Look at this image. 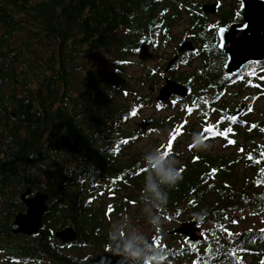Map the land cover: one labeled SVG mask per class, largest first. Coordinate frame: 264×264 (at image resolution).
Masks as SVG:
<instances>
[{
    "label": "trees",
    "instance_id": "obj_1",
    "mask_svg": "<svg viewBox=\"0 0 264 264\" xmlns=\"http://www.w3.org/2000/svg\"><path fill=\"white\" fill-rule=\"evenodd\" d=\"M204 1L0 0V197L5 202L0 254L5 260L144 264L158 257L164 264H244L242 258L259 251L264 231L234 236L232 220L264 212V191L251 196L244 188L245 182L250 190L264 182V121L244 132L241 155L239 143L229 154L196 157L183 144L209 126L211 115H221L212 110L221 96L207 92L213 63L222 57L213 36L234 16L225 12L212 24L200 11ZM183 19L195 50L180 55L175 66L195 60L200 65L176 81L198 92L158 103L142 89L154 86L159 71L134 80L127 67L131 59L148 60V50L170 49L169 58L174 57L179 39L173 27ZM233 105L224 104L223 114ZM146 110L163 114L134 126ZM191 110L196 119L179 125L183 112ZM215 128L209 135L220 132ZM232 131L238 136L236 124ZM149 136L150 144L135 148ZM163 137L170 139L166 149ZM162 152L168 153L163 166L181 172L175 185L160 183L145 159ZM170 159L176 163L167 164ZM150 183L166 203L156 199ZM27 189L49 196L42 236L10 231L15 215L25 212L19 197ZM104 197L110 201L107 209L101 206ZM130 205L149 206L177 226L197 222L204 240L192 243L164 230L136 242L141 258L116 255L123 248L109 239L113 232L106 219ZM197 215L204 216L202 222ZM67 227L77 240L60 244L54 234Z\"/></svg>",
    "mask_w": 264,
    "mask_h": 264
},
{
    "label": "rangeland",
    "instance_id": "obj_2",
    "mask_svg": "<svg viewBox=\"0 0 264 264\" xmlns=\"http://www.w3.org/2000/svg\"><path fill=\"white\" fill-rule=\"evenodd\" d=\"M216 1L220 2V7L217 10V13L215 15H204L206 16V19L209 20L212 24H218L217 22L220 21V17L225 12H231L232 16H236V12L239 10L238 8V0H205L203 4H212ZM202 4V5H203ZM201 5V6H202ZM235 8L231 10V8L234 6ZM187 31V20L183 19L181 21H178L175 26L173 27L174 34L178 35L179 39V46L184 41L189 40V35L186 32ZM173 46V44H172ZM178 48V47H177ZM149 55V59L145 61H141L139 59H131L130 64L127 67V74L132 76L134 80H137V76L139 74H145L149 71H159V78L163 75V71L166 65L167 60L169 59V55L171 53L170 49L161 50L158 53H153L151 51H147ZM199 62L197 60L193 61L191 66L184 69H178L175 74L172 77H175L177 75H188L194 72L195 69H197ZM161 77V78H162ZM157 80L154 83V86H144L142 89V93L145 94L148 92L149 94H152L151 88H157L161 85V80ZM193 90V89H192ZM236 90H230L229 94L230 97H227V103L235 104L237 106L239 99L237 97H233ZM193 95H196V89L192 92ZM258 102L254 104L253 107H250L251 113L246 117L245 120L255 122H263L264 121V97L261 99H257ZM189 109H191L190 105L187 106ZM183 112V115L180 120V124H184L187 121L193 122L196 119V116H193L194 111L191 110V112L185 113ZM163 112H158L156 110H146L143 111L141 114V118L135 120L133 122L134 126H141L143 123L148 122V118L155 117L158 118L160 115H162ZM209 126L207 128L198 129L195 131L192 136L191 140L189 142L184 141V145H187L191 149V151L194 153L193 157L196 156H203L205 154H210L212 156L216 154H229V152L233 151L232 147H234L236 144H238L241 141V138L236 136L233 137L227 136L225 139H218L217 135H209L210 133L208 131L205 132L208 128H213L214 125H217V117L214 115H211L209 117ZM225 132L226 128L224 129ZM204 133H206L204 135ZM149 140H143L138 143V145L135 148H140L143 146H146L147 144H150L152 136H149ZM215 138V139H213ZM170 141L169 138L163 137V148L166 149L167 143ZM174 164L176 163V160L170 159V161L167 164ZM166 164V165H167ZM39 178V177H38ZM264 183V182H262ZM259 184L253 187L254 190H250L248 187V182L244 183V188L248 189V192H252L251 196H254V194L261 193L263 190V184ZM101 204V203H100ZM99 204V207H100ZM110 204V201L107 197H104L102 200V208L107 209L108 205ZM2 210V207L0 205V211ZM251 211V210H250ZM237 215L234 216L232 220V231L234 232V236H237L239 234H243L247 231H254V230H263L264 229V212L258 214V215H252V213H247L244 215H241L240 217H237ZM153 219H156L158 221L157 224H153ZM105 227H107L109 223V228L112 230L113 234L117 236V239H115L116 244L118 247L123 248L124 244L127 243L129 240H134L136 242H140L143 237H148L151 233H155L154 235L159 233L160 231L164 230H172L173 228L177 227V224H175L171 218L164 217L159 215L156 211H154L149 206L143 205L140 207H137V205H130L125 211L121 210L120 212L114 213L110 216V220L106 219ZM143 236V237H142ZM1 244V242H0ZM242 261L244 264H264V256L260 259H258L257 263L253 261L252 258L244 257L242 258ZM0 264H14L11 261L5 260L4 256L0 254Z\"/></svg>",
    "mask_w": 264,
    "mask_h": 264
},
{
    "label": "water",
    "instance_id": "obj_3",
    "mask_svg": "<svg viewBox=\"0 0 264 264\" xmlns=\"http://www.w3.org/2000/svg\"><path fill=\"white\" fill-rule=\"evenodd\" d=\"M241 9V0H238ZM220 2L212 4H203L200 11L203 15H215ZM243 16L248 25L244 31H240V23H232L227 28L220 27L216 30L218 38V48L224 53L227 60L224 69L227 74L232 75L238 72L242 66L248 62H257L264 60V1L263 0H244ZM219 29H224L223 46H221ZM194 44L191 41H184L176 50L175 56L167 63L166 71L175 65L179 56L185 53H193ZM190 91L187 87L176 82L165 79L164 85L158 90L155 101L158 103H168L173 97L179 99L188 98ZM243 114V107L239 108L232 118L237 120ZM15 116L13 112L12 117ZM225 132V131H223ZM24 204L25 212L15 215L10 231L13 235H22L32 237L34 235H43V217L47 210V201L49 196L41 192H36L31 196L30 189H27L20 197ZM171 235L184 237L189 242L195 243L203 241L204 237L200 233L197 222H185L179 224L170 231ZM60 244L75 243L77 233L72 227H67L57 231L54 234Z\"/></svg>",
    "mask_w": 264,
    "mask_h": 264
},
{
    "label": "flooded vegetation",
    "instance_id": "obj_4",
    "mask_svg": "<svg viewBox=\"0 0 264 264\" xmlns=\"http://www.w3.org/2000/svg\"><path fill=\"white\" fill-rule=\"evenodd\" d=\"M238 8H239V10L236 12V16L233 17V19H231L225 26H219V27H216L214 29L215 35L213 36V44H214V46H217V48H218L219 42H218L216 30L218 28H220V27H226L227 28L232 23H240L241 26L246 23L245 18L243 16V8L241 7V9H240L239 2H238ZM238 12L240 13L239 16H237ZM187 41H190V40H187ZM179 46H178V48H179ZM185 54H187V53H185ZM221 54H222V57L219 59H215V61L213 63L212 71H213V74H215L214 75V81H213V85L209 87V89H208L209 91H207V92H208V94H211V96H213V95H220L221 96L220 98H218V96H216L217 101H216L215 105L212 107L213 111L221 112V115H215V117H217V125H216L215 130L220 131L219 133H225V132H223V131H225L224 130L225 128H226V131L228 129H231V131H227V136H231V134L233 133L232 129L234 128V125L236 124L238 126V131H239L238 136L241 138V141L239 142V151H240L239 154L241 155V145L245 144V141H244L245 139L243 137L244 132L245 131L247 132V131L253 129L258 124V122L253 123L252 121L245 120V119L251 113L250 107H253L254 104H256L258 102L257 99H259V98L261 99L262 97H264V60L257 61V62H252V61L248 62L247 64L242 66L238 72H236L232 75H229V74H227V72L224 69V65L226 63L227 58L224 55V53L221 52ZM171 58H173V57H171ZM171 58H169L166 62V65H165V68L163 71V73H164L163 77L162 76H161L162 78L160 77L162 79L161 85L157 88H151L150 87V90L152 91L154 98L156 97L158 90L164 85L165 79L171 80V81L176 82L182 86L187 87L189 89V91H191L190 93H192L197 88V87H193V88L190 87L189 88L188 86L177 82L176 78L178 75L175 77H172L178 69H184V68L190 67L193 61L191 62V64L189 66L178 68L177 66L173 65L170 68V70L166 71L167 63ZM198 62H199V64H198L197 69L199 68L200 60ZM234 84H235V88H233L232 90H236V92L234 93L233 97H237L239 99V102H238L237 106L233 105L231 108H229V110H228L229 114H223V112H225L224 104H225V106H227L228 104L230 105V103H228L226 105V103H227L226 99H227V97L230 96V94H229L230 89H228V88ZM196 92H198V90ZM221 105H223V106L221 107ZM241 107H243V114H242V116L240 114V116L237 120L238 122H235L232 120V115L235 114L236 111ZM13 112H12V114H13ZM14 117H16V114ZM225 138H227L226 135L217 134V140L218 139L223 140ZM34 194H32V192H31V196H34ZM21 195H20V197H21ZM4 204H5L4 200L0 197V205H1L2 209H3ZM21 204L24 207V204L22 202H21ZM24 210H25V207H24ZM2 222H3V210L0 211V224ZM0 240H1V237H0ZM258 250L259 251L256 252V254L247 255L245 257L252 258L253 261H255L257 263L258 259L259 258L261 259L264 256V244L263 245L261 244L258 247Z\"/></svg>",
    "mask_w": 264,
    "mask_h": 264
},
{
    "label": "clouds",
    "instance_id": "obj_5",
    "mask_svg": "<svg viewBox=\"0 0 264 264\" xmlns=\"http://www.w3.org/2000/svg\"><path fill=\"white\" fill-rule=\"evenodd\" d=\"M168 155L167 152H162L157 156H149L145 157L147 163L156 171L157 176L160 179V183L167 185H175L181 181L182 176L180 170L173 169L171 167L165 168L163 166V161L165 157ZM149 190L154 194L157 200H160L162 203H166V198L161 197V193L158 190V186L155 183L149 184ZM204 219L203 215H197L196 220L202 222ZM152 223L155 225L158 223L156 219H153ZM109 239L115 240L117 236L115 234H110ZM109 250H111L110 245L107 246ZM116 255H123L129 259H139L142 256V250L138 247L136 241L129 240L124 244L122 253L120 250L115 251ZM144 264H164V261L158 259V257H153L152 260H145Z\"/></svg>",
    "mask_w": 264,
    "mask_h": 264
},
{
    "label": "snow or ice",
    "instance_id": "obj_6",
    "mask_svg": "<svg viewBox=\"0 0 264 264\" xmlns=\"http://www.w3.org/2000/svg\"><path fill=\"white\" fill-rule=\"evenodd\" d=\"M241 7L243 8L244 7V0H241ZM240 15V13L238 12L237 13V16H239ZM248 28V25L247 24H244V25H242L240 28H239V30L240 31H244L245 29H247ZM224 29H219V33H220V40H221V46H223V40H224ZM235 117H233L232 118V120L233 121H235ZM205 131H208V132H211L212 131V129L211 128H208V129H206ZM227 131H231V129H228ZM218 134H223V135H227V132H225V133H218ZM262 155H264V154H262ZM249 159H251V157H249ZM262 231H264V230H262Z\"/></svg>",
    "mask_w": 264,
    "mask_h": 264
}]
</instances>
